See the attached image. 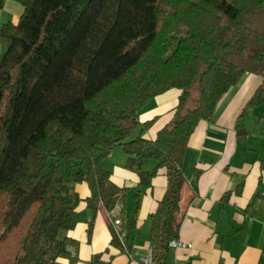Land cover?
<instances>
[{
	"label": "trees",
	"instance_id": "1",
	"mask_svg": "<svg viewBox=\"0 0 264 264\" xmlns=\"http://www.w3.org/2000/svg\"><path fill=\"white\" fill-rule=\"evenodd\" d=\"M176 1L184 4L178 13L161 9L159 0H22L19 21L0 27V264H77V241L59 234L76 225L79 184L88 187L93 213L88 241L94 216L110 218L121 203L110 246L127 251L141 191L134 189L126 213L128 189L111 181L104 164L115 147L140 186L149 188L164 170L149 242L151 264H166L179 235L191 133L245 74L264 80V0ZM173 18L183 31L166 54L148 58L160 22ZM170 89L179 92L173 118L147 140L154 121L140 122L138 113ZM256 90L240 119L264 103V86ZM235 129L245 140V127ZM149 161L155 165L146 171ZM101 257L89 264H106Z\"/></svg>",
	"mask_w": 264,
	"mask_h": 264
},
{
	"label": "crops",
	"instance_id": "2",
	"mask_svg": "<svg viewBox=\"0 0 264 264\" xmlns=\"http://www.w3.org/2000/svg\"><path fill=\"white\" fill-rule=\"evenodd\" d=\"M22 12V0H0V27L16 24ZM5 50L6 44L0 39V59ZM261 86H264L262 78L245 74L218 101L211 120L201 121L191 133L181 165L185 182L176 240L180 246L170 249L166 264H264V103L239 117ZM177 104L178 96H172L144 111L140 122L154 121L143 135L145 139L156 138L172 120ZM238 125H243L247 132L242 142L236 137ZM127 157L125 154L120 165L109 171L111 181L127 188V195L136 188L141 191L136 226L128 233L127 251L120 252L110 246L112 231L117 234V229L120 230V225L116 227L112 219L120 214L121 203L110 218L100 213L94 216L88 241L86 231L93 213L85 202L88 187L80 184L76 191L83 197L79 196L81 202L74 215L83 218L74 219L73 215L76 225L65 233L78 243L77 264H89L95 254H102L101 260L106 264H147L146 260L151 258L150 215L164 195L167 180L164 170L160 169L149 188L140 186L138 176L124 169ZM127 198L126 213L133 208V199L128 203ZM60 263L66 264V261Z\"/></svg>",
	"mask_w": 264,
	"mask_h": 264
},
{
	"label": "rangeland",
	"instance_id": "3",
	"mask_svg": "<svg viewBox=\"0 0 264 264\" xmlns=\"http://www.w3.org/2000/svg\"><path fill=\"white\" fill-rule=\"evenodd\" d=\"M159 4L161 5V9H163L169 13H171L170 11L174 12V10L177 8H178L177 13H178L183 8V5H184V4H182V5L180 4V6H179L178 1H176V0H159ZM178 15L179 14H177V16ZM182 16H183V18L188 17L186 15V13H184V12H183ZM166 21L169 23L167 24L165 22V19L162 22H160L159 34H158V37H157L154 45L151 48V51L148 54V58L155 57V56H158L160 54H166L168 52V49H170V47H171L172 41H174V40H172L173 37L179 36V33H181L183 31L182 27L179 26V23H181V19L173 18L171 20L168 19ZM178 93L179 92L176 89H170V90H167L166 92H164L163 94H161L160 96L149 100L146 103V105L138 113V118L142 119L144 111H146L149 108H153L156 103L165 101V100H167V98H171L172 96L177 97ZM124 157H125V154L122 152L121 147H116L114 149L113 154L105 159V161H104L105 168L111 172L115 168V166L120 165L119 162H120V160H123ZM123 162L121 164H123ZM154 165H155L154 162L149 161L144 166V170L151 171L152 168L154 167ZM79 185H77L76 188L79 187ZM81 185H84V184H81ZM76 190H78V188ZM132 195H133V191L130 190L128 195H127V197H128L127 202L128 203H131ZM79 196L82 198L83 197L82 193H80ZM77 216H78V220H82L83 217H82V215H79V214L74 215V219L77 218ZM64 234H65L64 232H60L59 238L62 239Z\"/></svg>",
	"mask_w": 264,
	"mask_h": 264
},
{
	"label": "built area",
	"instance_id": "4",
	"mask_svg": "<svg viewBox=\"0 0 264 264\" xmlns=\"http://www.w3.org/2000/svg\"><path fill=\"white\" fill-rule=\"evenodd\" d=\"M119 221H115L114 222V225L117 227V226H119ZM117 233H119V228L117 229ZM178 246H180V243L178 242V241H176V240H174V241H171L170 243H169V247L170 248H175V247H178ZM146 263L147 264H151V258H148L147 260H146Z\"/></svg>",
	"mask_w": 264,
	"mask_h": 264
}]
</instances>
